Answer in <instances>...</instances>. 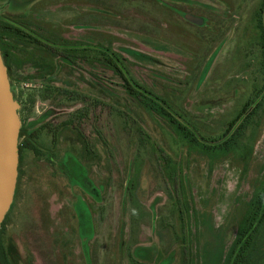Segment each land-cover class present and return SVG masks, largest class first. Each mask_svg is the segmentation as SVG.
<instances>
[{"label": "rangeland", "instance_id": "rangeland-1", "mask_svg": "<svg viewBox=\"0 0 264 264\" xmlns=\"http://www.w3.org/2000/svg\"><path fill=\"white\" fill-rule=\"evenodd\" d=\"M15 1L0 0V7L25 15L15 20L41 40L67 46L71 63L32 41H7L17 56L9 79L21 105L20 132L37 130L44 150L19 166L5 225L12 263L139 264L135 250L144 248L139 255L151 249V264H182L188 239L196 264H223L264 181V115L238 151L208 157L135 106L99 50L120 58L197 135L218 138L264 85V39L253 20L263 0ZM49 79L75 100L46 89ZM70 120L79 131L61 127ZM53 121L57 140L39 131ZM139 127L150 139H140ZM151 143L181 176L185 223Z\"/></svg>", "mask_w": 264, "mask_h": 264}, {"label": "trees", "instance_id": "trees-1", "mask_svg": "<svg viewBox=\"0 0 264 264\" xmlns=\"http://www.w3.org/2000/svg\"><path fill=\"white\" fill-rule=\"evenodd\" d=\"M254 22L256 27L260 30V35L264 39V0L262 1L261 6L254 15ZM23 34V33H22ZM27 37V36H26ZM49 49L48 52L53 56H59L62 62L67 63L71 60L67 58L63 52V49L66 47L55 46H42ZM0 50L2 51L3 60L5 65L8 68V74L10 75L11 69L16 65V55L11 54L10 51L5 50L4 46L0 44ZM47 51V50H46ZM65 51V50H64ZM263 61H264V49ZM100 59L103 65L111 70L112 73L122 81V89L126 97L134 103L139 109H143L148 112L149 115L161 119L164 121L175 133V135L188 147V149H193L197 145L199 147V152L207 155L212 158L227 157L228 155L235 153L242 146L245 140L252 139L257 130H259L262 117L264 115V85L261 89L255 88L252 96L247 100L242 110L238 116L231 121L224 132L218 137L211 140L205 139L196 134V132L189 127V124L183 120L179 114H176L172 111L168 103L153 94L147 88L141 86L126 70L125 66L114 53L109 50L101 48L99 50ZM54 80H46L45 87L46 89H55V95H67L69 101H74L72 99V93L56 88L53 86ZM47 97V96H46ZM80 101L86 99L83 96H77ZM46 99H49L48 97ZM85 102V101H84ZM101 105H104L103 102H99ZM23 111V110H22ZM82 116V115H81ZM86 116V115H84ZM83 117H81L82 119ZM55 121L45 124L44 127L40 128L39 131L48 129L53 135L54 139L57 140V135L55 132L59 130V127L54 126ZM61 127L75 128V121L70 120L61 124ZM56 129L53 131V129ZM80 128L76 127V130L79 131ZM37 130H34L30 136L25 137L23 132H20V139L25 137L24 140L19 144L20 150V160L19 166L21 167L22 162L24 161L27 154H31L35 157L44 156V150L38 145V134ZM81 133V132H80ZM138 133L140 134V139L145 141L150 139L142 128H138ZM83 135V134H81ZM250 135V137H248ZM55 141V140H54ZM153 146L154 156L160 162L164 163L165 173L171 175L170 180L172 181V190L170 191L174 195H177L176 206L178 207V212L182 223H185V204L180 198V193L183 195V187L179 186L178 182L181 176L178 177L176 173L178 169H174L173 166H170V158L166 155L157 144L151 143ZM163 160V161H162ZM20 170V168H19ZM160 170H162L160 166ZM182 184V182H181ZM178 203V204H177ZM5 225L6 218L3 222V225L0 229V264H13L10 255H12L13 249L7 244L5 239ZM145 250L144 248H137L135 250L136 255L134 256L135 261L139 264H151L155 260V255L150 249V256L144 257L140 256L139 252ZM196 255H193V244L188 239H184L182 243V264H196L195 258ZM264 258V181L260 184L256 192L254 193L248 209L239 223L235 240L225 257L223 264H260Z\"/></svg>", "mask_w": 264, "mask_h": 264}, {"label": "water", "instance_id": "water-1", "mask_svg": "<svg viewBox=\"0 0 264 264\" xmlns=\"http://www.w3.org/2000/svg\"><path fill=\"white\" fill-rule=\"evenodd\" d=\"M21 105L15 101L0 51V229L13 203L17 186L20 150Z\"/></svg>", "mask_w": 264, "mask_h": 264}, {"label": "flooded vegetation", "instance_id": "flooded-vegetation-1", "mask_svg": "<svg viewBox=\"0 0 264 264\" xmlns=\"http://www.w3.org/2000/svg\"><path fill=\"white\" fill-rule=\"evenodd\" d=\"M27 1H31V3H26ZM41 0H16L15 2L17 4H20V6L29 4L30 6H33L36 2ZM8 9V8H7ZM27 15V14H26ZM25 15H18L10 12L9 10L3 11V7H0V44L1 46H4L5 50H8L11 52L10 44L7 43V41H10L14 38L23 40H29L32 41L34 44L39 46H52V43H48L46 40H41L36 34H33L30 32L27 28L24 27V25L18 21L15 20L16 18H22ZM23 33V34H22ZM27 36V37H26ZM76 46H79L77 44ZM1 51V50H0ZM1 54L2 51H1ZM3 57V55H2Z\"/></svg>", "mask_w": 264, "mask_h": 264}]
</instances>
